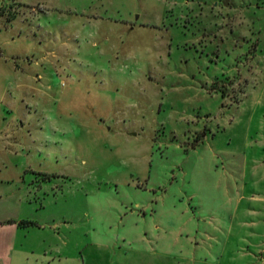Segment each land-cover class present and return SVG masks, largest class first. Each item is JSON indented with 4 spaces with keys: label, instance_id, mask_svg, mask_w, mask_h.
Segmentation results:
<instances>
[{
    "label": "rangeland",
    "instance_id": "obj_1",
    "mask_svg": "<svg viewBox=\"0 0 264 264\" xmlns=\"http://www.w3.org/2000/svg\"><path fill=\"white\" fill-rule=\"evenodd\" d=\"M0 218L11 264H264V0H0Z\"/></svg>",
    "mask_w": 264,
    "mask_h": 264
},
{
    "label": "crops",
    "instance_id": "obj_2",
    "mask_svg": "<svg viewBox=\"0 0 264 264\" xmlns=\"http://www.w3.org/2000/svg\"><path fill=\"white\" fill-rule=\"evenodd\" d=\"M17 222L14 218H0V264H11V253L23 245L18 237L20 230L27 227L19 226Z\"/></svg>",
    "mask_w": 264,
    "mask_h": 264
},
{
    "label": "trees",
    "instance_id": "obj_3",
    "mask_svg": "<svg viewBox=\"0 0 264 264\" xmlns=\"http://www.w3.org/2000/svg\"><path fill=\"white\" fill-rule=\"evenodd\" d=\"M46 181H48V179ZM9 222H13V221H9ZM17 223L19 226H23V227H29V226L36 225L33 221H30V220H19Z\"/></svg>",
    "mask_w": 264,
    "mask_h": 264
}]
</instances>
